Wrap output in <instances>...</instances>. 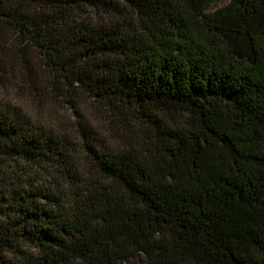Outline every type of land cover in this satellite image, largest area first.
<instances>
[{
	"label": "trees",
	"instance_id": "trees-1",
	"mask_svg": "<svg viewBox=\"0 0 264 264\" xmlns=\"http://www.w3.org/2000/svg\"><path fill=\"white\" fill-rule=\"evenodd\" d=\"M216 1L0 0V264H264V0Z\"/></svg>",
	"mask_w": 264,
	"mask_h": 264
},
{
	"label": "rangeland",
	"instance_id": "rangeland-1",
	"mask_svg": "<svg viewBox=\"0 0 264 264\" xmlns=\"http://www.w3.org/2000/svg\"><path fill=\"white\" fill-rule=\"evenodd\" d=\"M227 1L228 0H217L214 3V5H210L209 8L212 9L215 6H218L220 4H224ZM31 56H32V59L34 60L33 62L35 63L33 68L36 69L35 70L36 75L38 76L39 79H41L43 77V71L37 65L39 63V60L34 54ZM75 100H77V102L80 105V111H82L83 113H85L88 116H89V114H91L90 116H91L92 120L94 122H97L98 124H101L100 122H101V118H103L102 117L103 115L98 111V108L96 107L95 101H93L91 98L85 96L83 93H79L78 96L75 97ZM68 113H69V111H67V114Z\"/></svg>",
	"mask_w": 264,
	"mask_h": 264
}]
</instances>
